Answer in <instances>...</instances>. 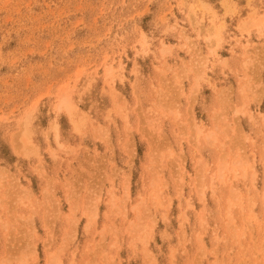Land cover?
I'll return each mask as SVG.
<instances>
[{
  "label": "rangeland",
  "instance_id": "374dc122",
  "mask_svg": "<svg viewBox=\"0 0 264 264\" xmlns=\"http://www.w3.org/2000/svg\"><path fill=\"white\" fill-rule=\"evenodd\" d=\"M0 264H264V0H0Z\"/></svg>",
  "mask_w": 264,
  "mask_h": 264
}]
</instances>
